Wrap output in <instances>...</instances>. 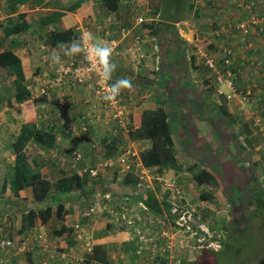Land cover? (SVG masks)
Listing matches in <instances>:
<instances>
[{
	"label": "crops",
	"instance_id": "crops-1",
	"mask_svg": "<svg viewBox=\"0 0 264 264\" xmlns=\"http://www.w3.org/2000/svg\"><path fill=\"white\" fill-rule=\"evenodd\" d=\"M214 1L203 2L200 6L194 1V7L187 9L188 13L183 14V18L176 23L174 32L170 30V32H166L159 28L163 18L161 13L156 12L155 0H120V6L115 11L108 10L103 4V0H29V3L21 4L15 12L10 11L9 0H0V28L2 27L0 30V47L11 49L20 58L22 83L27 84L32 93L31 98H27L23 102H18L13 96L11 88L15 86V80L18 78L15 67H12L13 75H10L8 71L9 78L0 80V92L2 93L4 89L7 93L11 92V98L0 102V106L8 112L13 110L9 114L6 112L3 116L0 114V238L10 236L14 239H22L27 234L31 244L36 248L32 254L21 253V255L14 254L15 251L13 250L8 254L9 259H0L6 260L7 264H147L146 260L138 256L136 258L131 254L136 248L135 240L131 239V230L126 226L119 227L114 224L111 216L107 214L100 212L89 214L88 209L92 201L101 191L97 189L93 194L95 188L90 186H85L82 192L81 190L72 192H58L57 190L59 188L58 181L66 175H71L75 171L84 175L82 170L85 165H82L83 162H74L73 151L82 150L85 161L89 153L87 148L90 146V142L95 141V139H97L95 142H100V148L105 150L102 147L103 141L110 131L117 129V126L114 123L105 124L104 121H100L97 122L98 125L92 127L88 133L81 134L80 137H77L72 130L67 131L72 124L79 123L80 117L87 107L86 100L93 97L89 84L79 85L74 90L66 92L64 97L67 96L70 100V109L65 118H57L56 112H54L55 99L63 96L61 88H54L51 91V98L39 99L34 97V94L40 95L41 87L48 82L51 76L57 74V69L60 66V64L52 63L50 59L52 51H59V47L46 42L47 33L55 29L73 28L76 30V38H78L82 28L88 27L91 34L101 44H110L115 41L112 60L117 68L112 75L111 83L120 78H128L132 82L133 87L131 89H125L121 92L123 104L130 115V119L133 116L134 120L139 122L141 116L149 111L157 113L158 110H161L166 113L171 126L175 144V159L178 164V167L176 165L170 166L169 170H173L174 175L178 174L176 177H178L185 194L190 196V198L186 196L187 200L194 203L197 210L201 211L206 219L208 216L212 218V221L208 220L211 228L226 232L227 234L224 235L227 237L228 234L235 237V233L229 229V224H234L236 232H239L237 230L239 225L246 226V229L250 230L251 220L254 221L255 219L260 225V230L264 229V209L255 202L252 193L243 194L239 189L238 193L233 189L230 190L231 192L228 189L226 193L219 190V193H209L203 198L201 197L202 199L198 198V200L192 198L189 193L190 190L186 193V189L189 187L187 179L190 177L193 178L195 184L199 185L193 173L188 170V167L194 164L198 165V168L210 170L220 185L232 186L229 184V179L233 181L232 178L235 177V168H232L230 164L210 163L214 160L212 158H224L231 154L217 153L212 155V158L202 162L204 160L195 158L191 154L195 148L190 145V148L184 146L187 140L190 141L189 139L183 141L185 133L189 137V130L199 129L197 133L199 137L202 134L214 136L213 129L216 128H212V124L208 120L222 121L223 113L218 105H225L228 114H232L235 119H237L235 110L240 105L239 99L231 100L234 98L231 97V94L218 97L215 93H210V90L214 87L218 88V85L209 82L208 74L205 71L206 57L200 44V41L204 39L200 37L201 30L199 27L206 23L212 28L211 30L214 31L212 39L215 38V40L211 39L212 42L219 40L218 35L224 39L223 34L227 35L228 39L234 40V46L228 45L235 51L234 55L237 53L236 48L240 49L249 44L251 54H256L255 58L260 56L264 58V45H260V42H264L263 32L253 31L249 39L246 40L248 44H245L240 33L232 27V22L236 20L234 23L236 24L241 17L245 16L242 5L247 0H216L218 6H214ZM257 1L261 4L264 0ZM73 5L77 7L65 11L55 24L42 28L38 22L43 15ZM3 7H6V10H3ZM259 10L262 12L264 9L260 8ZM20 12H27L26 19L31 24V29L21 34L7 35L5 26H7L9 19L15 22L20 21ZM170 22L173 21L170 20ZM170 22L168 21V23ZM123 29L127 31L126 34H123ZM225 31H228L229 35ZM206 38L209 39L210 34ZM69 44L65 43V45ZM225 47L227 45L223 46V49ZM61 56H63L62 53ZM240 57V55L234 57V62L236 59V63L239 65L241 64L239 62ZM243 57L250 59L248 53L243 54ZM235 66L237 67V65ZM211 73L213 72L211 71ZM88 77H90V81H94L98 77L96 69ZM67 83L65 82L62 88H66ZM262 86H264V79ZM225 87H227L225 92L231 93L229 87L226 85ZM260 91L262 92L259 94L264 93V89ZM48 98L50 100H47ZM46 100L49 101L53 110V113H50L51 119L48 120L41 118L43 117L41 114L34 116L27 112V109L25 111L24 108L17 107L26 103L35 104L37 101L42 107V103ZM15 109L18 110L15 111ZM26 117L36 121L38 128H53L56 134V141L52 147L41 145L31 139L23 149L27 160L40 170L45 179L54 183L56 188L55 190L52 189L49 197L42 202L35 201L32 186L24 187L18 194H15L11 187V177L14 175L16 162V153L12 148V143L20 134L22 127L20 124L19 130H17L12 125H15L17 120L25 123ZM41 121L47 126H39ZM242 121L239 120V122ZM138 122L134 124L136 128L140 125ZM205 127H207L209 134L202 132ZM217 127L219 126L217 125ZM130 129L131 126L128 125V129H121L119 132L117 141L119 147L121 146L120 152L131 147L137 152L136 159L141 161L140 154L149 149L152 142L149 139L133 142L129 136ZM127 131L128 134H126ZM222 131L224 130H220V136L229 133ZM245 134L244 138H249L248 131ZM177 137H179L178 141ZM246 141L248 140L246 139ZM64 142L69 143V145H65ZM136 142L143 144L142 150L138 148ZM211 145V148L216 147L215 140L211 141ZM217 151L221 150L217 149ZM118 153L119 150L116 152L115 158ZM105 154L103 153V155ZM103 155L102 158H105ZM4 165L3 172L1 169ZM152 168L153 171L157 169L156 166ZM106 175L103 174L104 180L108 182L109 175ZM5 183H7L6 187ZM206 185L208 184H201V186ZM48 206H52L53 210L49 221L28 229H22L24 214L30 208H46ZM59 206L61 207L60 210L58 209ZM236 213H246L250 215L251 219L246 216V220L243 217L237 221L234 218ZM77 226L83 234L91 237L94 249L101 247V253H96L98 258L91 259L92 251L89 252L84 240L76 235ZM62 231L63 233H60ZM44 233L47 236H43V239L37 238L38 234L43 235ZM243 233H246L250 239V233L244 230ZM262 238L263 236L260 234L259 239ZM224 246L225 241H223L222 247L215 251H220ZM260 250L256 253L252 252L251 259L257 261L261 259L258 257H264V249ZM3 253L7 254L8 252Z\"/></svg>",
	"mask_w": 264,
	"mask_h": 264
},
{
	"label": "trees",
	"instance_id": "trees-1",
	"mask_svg": "<svg viewBox=\"0 0 264 264\" xmlns=\"http://www.w3.org/2000/svg\"><path fill=\"white\" fill-rule=\"evenodd\" d=\"M10 3V11L15 12L19 9L20 5L23 3H29V0H9ZM155 9L156 12L161 13L162 15V23L159 28L165 30L166 32L173 31L176 29L175 25L176 23L183 18V14H187L188 8L194 7V1L193 0H155ZM103 4L106 6L108 10L115 11L120 6V0H103ZM78 5V4H77ZM74 7L77 6H69L67 8H64L63 10H57L53 11L52 13L43 15L38 22L42 25V28H46L47 26L51 24H55L60 17L65 13L67 10H73ZM27 12L25 13H19L20 21H13L12 19H9V22L7 23V26H5V33L7 35H13V34H21L31 29V24L27 21ZM22 19V21H21ZM172 20L173 22H170ZM168 21L170 23H168ZM165 25V26H164ZM165 27V29H164ZM235 29V28H234ZM170 30V31H169ZM264 33V32H263ZM251 36V35H250ZM249 36V37H250ZM249 37H247L249 39ZM76 38V30L73 28H69L66 30H51L47 33L46 42L55 46L59 47V44L62 43H71V41ZM245 44H248L247 42ZM228 47V45H227ZM232 49V47H230ZM233 51V49H232ZM254 51V50H253ZM234 52V51H233ZM256 52V51H254ZM224 53V50H223ZM253 54V53H252ZM254 55V54H253ZM226 57H223L221 60H217L216 58V66L218 70H221L222 72H225L227 69H230L231 71H238V64L236 61L234 62V57L236 55H230V58H233L232 64H226L225 60ZM257 67V69L263 73L264 72V58L258 57L253 58L252 60ZM206 63V62H205ZM237 65V67L235 66ZM206 66L211 70L215 75V81L218 85V88L214 87L210 90V93H215L218 97L224 95L219 94V89L225 87V85H222L218 82L217 75L214 72L212 68H210L207 64ZM12 67L16 68L17 71V79L15 80V86L12 89V94L14 97H16L18 102L26 101L27 98H31L32 93L31 90L28 88L27 84H23L22 81V66H21V60L20 58L11 50L7 48H1L0 47V80H6L9 78V74L13 75ZM9 71V74H8ZM264 79L263 75L261 80H251V85L254 83H257V87L260 88V90L264 89V86H262V80ZM247 86H245L246 88ZM242 90V89H241ZM225 91V90H224ZM262 92V91H261ZM264 92V91H263ZM11 92L10 93H1L0 92V102H2L5 99L11 98ZM226 95V94H225ZM219 108L222 110L223 113V119L222 122L227 126L228 128H231L232 130H235L234 125L232 124L235 118L232 116V114H228V111L226 109L225 105H218ZM153 113V114H152ZM224 117H227L224 119ZM257 117H264V107H262L261 110L253 111L252 115V121L250 125L257 129L256 131L259 132V134L264 139V120L263 125H256V119ZM168 117L166 113L163 111H157V113L154 112H145L140 120H139V127H131L129 130V136L132 138V140H142V139H149L151 140L152 144L149 149L142 152L140 154L141 162L144 164L147 168L157 167L159 172L164 173L166 170H169L170 166L176 165V159H175V144L174 140L172 138V132H171V126L170 122L168 121ZM30 124H24L21 127L20 134L17 135L16 140L12 143V148L14 149L16 153V162L14 167V175L11 177V187L15 194H18L20 190H22L24 187L32 186L34 191V199L36 202H42L45 198H48L52 189L55 190L54 183H52L50 180L45 179L42 176V173L39 169H36L33 164H31L27 160V156L24 153L23 149L26 146V144L31 140L34 139L39 144L52 147L55 144L56 141V134L53 131V128H38L36 126V121L31 120ZM208 122L210 124L215 125V122L212 119H209ZM43 126H47L45 124H42ZM131 126V125H129ZM217 126V125H216ZM249 124L247 125V128H249ZM219 128V127H217ZM213 129V133L217 139L221 138L220 130L221 129ZM118 136L114 135V133L109 132L108 136L105 137L103 141V146L105 148V151L107 152L106 158L109 159H116L115 154L118 151L116 147L118 145ZM247 139V138H246ZM249 141V140H248ZM240 148H243L245 150L244 146L241 144H238ZM246 151V150H245ZM115 175L112 177V181L117 180V182L122 183L125 186H128L132 190V195H130V198L135 202H138L139 200L144 202L145 205L148 207L149 212L151 215H153V218L157 221L158 227L163 228L168 227L173 223L175 224L176 221H174L177 218V212H173V206L172 202L169 199L168 195L164 196L162 199L156 195L155 191L153 190L152 186L146 187V189H142L143 191H138L136 194L134 191L140 189L138 187V184L141 182L140 175L135 170H130L128 173L120 174V171L115 165ZM188 170H190L196 182L201 185L204 183L210 184H217L219 183L218 179L213 175V173L210 170H207L205 168H198V165L194 164L190 167H188ZM261 174L258 176L259 180H254L255 178L251 177V182L249 183L248 187L251 190L252 196L255 197V202L257 204H260L262 208L264 209V167L261 169ZM156 171V170H154ZM123 176V178H122ZM256 176V179L258 178ZM103 177V173L99 172L96 177H93L90 175L89 171H86L84 175H80L78 172H73L71 175H66L62 179L58 181L59 188L57 189L58 192H72L75 190H81L85 188V186H90L93 189L95 188L93 194L97 191V187L102 186V190L106 191L107 188L105 186V182ZM107 183V182H106ZM5 183V187H6ZM235 192L238 193V188L235 187ZM112 193V192H111ZM114 193V191H113ZM112 193V194H113ZM92 194V195H93ZM104 195L105 192L99 193V195ZM206 194L209 193H200V196L203 198ZM91 196V195H90ZM121 196L127 197V195L123 194ZM201 198V199H202ZM93 203V201H92ZM181 206H185L187 204L185 201L180 200ZM58 209L60 210L61 207L59 206ZM52 206H48L46 208L44 207H33L28 210L24 214L23 217V228L22 229H28L33 226H37L38 224H44L45 222L49 221L52 216ZM177 226V224H175ZM213 229V228H212ZM60 233H63L60 232ZM14 239L13 237L7 236L0 238L1 239ZM5 250V248H2ZM9 249V248H6ZM36 251V248L34 246L33 250L28 251L25 254H32ZM101 253V247L95 248L92 253L93 255L90 256L91 259L98 258L96 256V253ZM217 251L214 250H206L205 252L198 254H194V257L192 259L184 258L179 264H207L206 260H209L213 257V253H216ZM137 258L136 248L134 249L133 253H131ZM139 257V256H138ZM262 258V257H260ZM142 259L145 260V257H142Z\"/></svg>",
	"mask_w": 264,
	"mask_h": 264
},
{
	"label": "rangeland",
	"instance_id": "rangeland-1",
	"mask_svg": "<svg viewBox=\"0 0 264 264\" xmlns=\"http://www.w3.org/2000/svg\"><path fill=\"white\" fill-rule=\"evenodd\" d=\"M194 1L198 6H200L201 4H203V2H210L211 0H194ZM214 6H218L216 4V0L214 1ZM218 8H221V7H218ZM2 9L6 10V7H3ZM210 20L211 19L209 18V21ZM235 22H236V20L234 22H232V27H233ZM1 29H2V27L0 28V30ZM199 29L201 30L200 31V37L202 39H204V40L200 41V44L203 47L204 54L213 55L217 60H221L224 56L223 46H226V45L234 46L235 45L234 44L235 42H233L234 40L228 39L227 35H225V34L222 35V36H224V39L221 38V35H218L219 40L212 42L211 39L213 37L212 34H214V31H212L211 30L212 28L209 27L206 23L201 25L199 27ZM225 33L228 34V31H225ZM209 34H210V38L208 39L206 37ZM212 40H215V38H213ZM256 45H258V44H256ZM260 45H264V42H260ZM243 48L242 47L240 49L236 48V50H237L236 55L241 56L240 57L241 59L239 60V62L241 64L240 65L238 64L240 71H236L235 76H234V80L236 82V87L238 88L239 91H241V89L245 88V86L251 85L252 79H256V81H257V80H260L262 78V75L264 77V72L261 73L257 69V67L255 66L254 62L252 61L253 58L256 57V54H254V55L251 54V47L248 45L247 47L243 46ZM260 48H261V46H260ZM247 53H248V56L250 57V59L243 57V54H247ZM242 57L244 60L242 59ZM235 61H236V59H235ZM251 62H253V63H251ZM205 66L206 65H204V67ZM206 67H205V71L208 74L209 82L210 83H213V82L216 83L214 73H211V70H209V68L208 67L206 68ZM226 89H227V87H224L225 91H226ZM259 92H261L260 88L255 89L254 93L250 97H248V99H246V100L243 98V96L241 94L237 93V95H233L232 93H229V92L225 93V94H231V97H234V98H231V100H236V98L239 99L240 105L235 110V113L237 115V119H235L232 123L235 127V130L232 131L231 128L227 129V126L221 120L215 122V125L212 124V128H217L216 125H218L219 128H217V129H222L224 131L229 132L228 134H225L224 131H222L224 134H222L221 138L217 139L215 137V135L212 137V135H206L205 136L204 134L200 135V137H199L197 135V133L199 132V129H197V128H195L193 130H189V132H188L189 137H187V135H186L187 133H185V136L183 137L184 138L183 141H185L187 139H189L190 141L187 140L184 143V146H185V148H190V146L195 148L191 152V154H193L195 156V158L197 157L200 160H204L202 162H205L206 159L212 158L211 156L214 154H217V153L227 154V153H229L231 155L225 156L224 158H222V157L212 158L214 160H212L210 163L219 162V163H222L224 165L230 164L232 166V168H235V171H234L235 177L232 178L234 182L231 179H229V184H231L232 186H227V184L220 185L218 183L217 184L213 183L210 185L201 186V185L195 184L193 178L190 177L189 179H187V181L189 183V187L186 189V193L188 192V190H190L189 193H190V195H192V198H194L196 200H198V198H201V196L199 197L200 192H203V193H215V192L217 193L218 192L219 193L220 192L219 190H221L222 193H226L228 189H229V191L231 189H233V191H235V187L238 188L243 194L251 193V190L248 187L249 183L251 182V177L255 178L254 180H259L258 176L261 174L260 173L262 171L261 169H263V167H264V139L259 134V132L256 131L257 129L254 126L252 128V126L250 125V123L252 121L253 111L254 110L259 111L262 109V107H264V93L259 94ZM2 93L6 94L7 93L6 89H4V91ZM214 97H216V95H214ZM223 100L225 101L224 98H223ZM44 103H48L47 100ZM17 107H19L20 109L24 108L25 111L27 109V112L32 113L34 116H35V114H37L38 116H40V114H41L43 116L41 118H43L45 120L51 119L50 113H53L52 109H49V110L42 109V107H40V102H38V101L35 104H27L26 103V104H22L21 106L18 105ZM49 107L51 108L50 105H49ZM4 109L5 108H1V106H0V114L2 116L5 115L6 112L9 114L10 112L13 111L11 109L8 112L7 110H4ZM69 109H70V107L68 108V110ZM17 110L18 109H15V111H17ZM102 116L104 117V114H102ZM26 118H27V120H29V117H26ZM27 120L25 121V123H21V121L17 120L16 124L12 125V127L14 129L16 128L17 130H19L20 124L22 126V124H30L31 123L30 122L31 120H29L28 122H27ZM239 120H243V121L239 122ZM39 123H40L39 126H41L43 122L41 121ZM136 123H137V121L134 120L133 116H131V127L132 126L135 127L136 125H134V124H136ZM190 123H192V122H190ZM54 124L57 125V123H55V122H54ZM248 124L250 126L249 128H247ZM96 125H98V124L96 123ZM96 125H94V126H96ZM8 127L10 128V126H8ZM191 127H193V126L191 125ZM98 128H100V127H98ZM203 129H204L202 131L203 133L206 132L209 134L207 127L203 128ZM102 131H103V128H102ZM247 131L249 133V138H247V140H249V141H246V139L244 138V135H246L245 133ZM126 134H128V131L126 132ZM178 138L179 137H177V141H178ZM96 140L97 139H95V141ZM212 140H215V142H216V147H214V148H211V146H212L211 141ZM95 141L90 142V146H88V148H87L89 153L86 156L85 161H84L85 158H84L83 151L80 150V153L82 154V158H81L82 160L79 163L83 162L82 165L83 166L85 165V168L82 170L83 174L86 171H88L90 168H97L99 170V172L109 175V177H108L109 181L105 185L107 190L106 191L102 190V186H100V188L97 187L98 191L105 192L107 195H106V197H101L98 194V195H96L97 200L102 202V204H107L108 208H109V206L110 207L113 206L116 209H118V207H120V206H125L126 208L129 209V213L131 215L135 216V219L138 218V214H139L141 217L138 220L142 224H145L147 221V218L150 216V213L148 214V212H147V215H146L145 213H143L144 210L141 211L140 209L137 208L138 202H135L132 199H128V198H130V195H132L131 188L123 185L120 182L112 181L111 177L114 176V173L116 171L115 165H117L118 169H120V167L118 166L119 161L117 159L115 160L112 158L111 159L106 158V157H108L106 155L107 152L105 150H103L102 148H100V142H95ZM136 143H138L139 147L137 145L136 146L142 150L143 144H139V142H136ZM243 143H245V144H243ZM64 144L67 146L69 145V143H67V142H64ZM94 144H96V145L93 146ZM238 144H241L242 146H244L246 151L243 150V148H240L238 146ZM63 148L66 149V147H63ZM120 148H121V146L116 147V149L119 150L117 157L120 155V153L121 154L124 153V151L120 152ZM217 149H220L221 151L218 152ZM103 153L104 154L106 153V154L103 155ZM132 153H133V156L128 161V166L130 167L132 165L131 170H135L138 174L143 175V178H144L143 183H144L145 187L151 185L152 188H154L153 190L155 191L156 195H160V192L162 190L161 184H162L163 179H165V178L168 179L171 176L172 177L173 176L176 177V175L178 176L177 173H176V175H174L173 170L172 171L166 170L164 173H161V172H159L158 169H156V171H153V168H144L142 170L140 167V169H138V166L141 163H140V161L135 163L137 152L135 151V149H132ZM102 155L105 158H102ZM4 168H5V165H4L3 169H1L3 172H4ZM127 169H128V167H127ZM256 176L258 177L257 179H256ZM122 178H123V176H122ZM176 178L178 179V177H176ZM224 183H226L225 180H224ZM209 186H211V188H209ZM113 191H114V193H113ZM138 191H143V190L140 188V189L134 191V193L136 194ZM123 194L127 195V197L124 198V196H121ZM186 196L188 198H190V196L188 194H185V191H184V194H182V196L180 198L183 199L184 201H186L187 203H189V205L191 204L192 207H194L195 206L194 203L189 202L187 200ZM195 208H196V206H195ZM97 212L111 216L110 214H108L103 209H100ZM197 213L201 215V218H202L204 223L208 224V220L212 221V218H209V216L206 219V216L203 215L201 211H198ZM238 214L236 213V215H234V218L237 221L240 220V218L243 219V217H245L244 220H246V216H247V218L248 217L250 218V215H247L246 213H244V214L241 213L239 215ZM111 218H112V216H111ZM141 220H143V221H141ZM112 222L114 223L113 218H112ZM116 224L119 227L125 226L121 223H116ZM247 227L249 228V226H247ZM250 227H251V228H249L250 230H247L246 226L239 225L237 227L238 228L237 230H239V232L238 231L236 232V230L234 228V224L233 225L229 224V229L231 232L235 233V235H234L235 237H232L233 236L232 234H228V237H227V235H224V234H227L226 232H220L219 230L215 229V231L217 233H219V235L221 234V236H222L221 242H220V247H222L223 241H225V246H224V248H221L220 251L213 253V257L210 258L209 260H206L207 264H264V257H262L261 259H259L257 261L256 260L254 261L253 259H251L252 252L256 253L258 251H261L260 249H264V244H263V242H264V229L260 230V225L255 219H254V221L251 220ZM243 230L250 233V239H252V240L249 239V237L246 233H243ZM169 231L172 235L173 244H175L176 246L177 245L181 246V244L183 243L185 246L191 247L190 242H189V237H187V236L184 237L183 232H180L179 229L173 230L171 228V230H169ZM131 233H132L131 239L132 240L134 239L135 243H136L138 236L135 235V233L133 234L132 231H131ZM260 234L263 236L262 239H259ZM43 236H47V235L44 233ZM18 239L19 240L29 239V236L26 234L24 237H22V239L21 238H18ZM18 239L14 240L16 243L15 245H17V243H18V241H19ZM183 240H185L186 242H183ZM19 244H21V242H19ZM10 251H13V249L3 250L0 248V258L9 259L8 254L10 253ZM3 252H8V253L4 254ZM13 253L17 254L16 252H13ZM140 258H142V257H140ZM258 258H260V257H258ZM161 264H169V262L164 260Z\"/></svg>",
	"mask_w": 264,
	"mask_h": 264
},
{
	"label": "built area",
	"instance_id": "built-area-1",
	"mask_svg": "<svg viewBox=\"0 0 264 264\" xmlns=\"http://www.w3.org/2000/svg\"><path fill=\"white\" fill-rule=\"evenodd\" d=\"M243 12L245 16L241 17L239 21L233 25L235 30H237L244 43H246L247 37H249L253 31L257 30L258 32H264V10L261 12L259 9H264V1L258 3L257 0H247L242 5ZM259 10V11H258ZM91 33L88 27H83L81 30L82 33ZM123 34H126L127 31L123 29ZM115 41H112L109 45L113 50ZM249 45V44H248ZM246 45V47L248 46ZM224 56L226 57V64H232L233 58H230V55H233L234 52L231 48L225 47ZM206 57V64L214 70L217 75L218 82L222 85L229 87L230 92L233 95L241 94L246 100L250 97L255 89H257V83L253 85H247L246 88H243L241 91L236 87L234 76L235 72L227 69L225 72L217 69L216 59L213 55L204 54ZM46 54L44 55V57ZM62 56V63L57 69V74L51 76L48 82L41 87L40 95L34 94V97L39 99L44 97L51 98L52 90L54 88H61V94L63 95L59 99H55V115L57 118H65L68 115L69 101L68 97H64L67 91H72L79 85L84 86L83 84H89L93 93V97L87 99V107L83 111L80 121L77 124H72L67 131L72 130L77 137H80L83 133H88L89 130L96 125L97 122L104 121L105 124L114 123L117 126V129L112 130L114 135H119L121 129H128V112L124 106L123 97L120 94L115 101L109 103L103 99L105 95V90L111 84V81L105 82L101 80L98 76L94 81H90L88 75L93 73L96 69L95 65H89L87 60L83 55L66 57ZM46 60V59H45ZM98 72V69H96ZM67 83L66 88L62 86ZM225 93L223 88L219 89V94ZM47 100H50V99ZM52 100V99H51ZM48 103H42V109L50 108ZM51 106V104H49ZM52 109V108H50ZM104 114V117L102 116ZM264 117H257L256 125H263ZM264 128V126H262ZM111 132V131H110ZM108 136V135H107ZM95 146V145H93ZM124 153L120 154L117 157L119 161L118 166L120 167V174H126L131 170L132 165L128 166V161L133 156L132 148L127 147L123 149ZM73 160L75 163L80 162L82 159V154L80 151L74 150L72 153ZM115 161V160H114ZM140 160L135 159V163ZM138 169L143 170L147 168L140 161ZM128 167V169H127ZM89 173L91 176L96 177L99 173L97 168H90ZM144 173V172H143ZM140 175V174H139ZM143 175H140L141 182L138 184V187L141 189H146L143 183ZM151 186V185H149ZM147 186V187H149ZM162 190L160 192V199L164 196L169 197L172 202L173 212H177V218L175 224H171L167 229L166 227H158L157 221L153 218V215L147 218L145 224H142L138 219L141 217L138 214V218L135 219V216L129 213V209L125 206H120L118 209L115 207H107V204H102L97 198L94 200L93 205L89 209V213H96L100 209L105 210L110 214L114 220V224L121 223L125 225L129 230L137 235L136 240V253L139 257H145L147 264H161L164 260L169 262V264H179L184 258L192 259L194 254H200L206 250H216L220 247L221 234L217 233L214 229L211 228L209 224L203 222L201 215L198 214V210L189 203H186L185 206H181L180 197L184 194V189L180 184V181L176 177H170L168 179H163L162 181ZM106 193L102 197H106ZM184 201V200H183ZM138 209L143 211L147 215L150 213L148 207L144 202L138 201ZM137 209V210H138ZM143 221V220H141ZM117 225V224H116ZM171 228L179 229L180 232H183L184 237H189V242L191 247L185 246L183 243L181 246L173 244L172 235L169 230ZM136 230V231H135ZM77 235L79 238L83 239L87 249L90 251L93 248L92 239L89 235L83 234L77 226ZM37 238L43 239L42 234H38ZM15 239H1L0 248H11L17 255L21 253H27L30 250L34 249V245L31 244L29 239L19 240L17 245H15ZM21 242V244H19ZM183 242H186L183 240ZM167 259V260H166ZM0 264H7L6 260L0 259Z\"/></svg>",
	"mask_w": 264,
	"mask_h": 264
},
{
	"label": "clouds",
	"instance_id": "clouds-1",
	"mask_svg": "<svg viewBox=\"0 0 264 264\" xmlns=\"http://www.w3.org/2000/svg\"><path fill=\"white\" fill-rule=\"evenodd\" d=\"M59 49H60L59 51L57 50L52 51L50 55V59L52 63L57 65L62 63L61 53L63 54V56L66 57L83 55L84 58L89 63V65H95L96 69H98L97 75L100 77L101 80H104L105 82L112 79V75L117 68V65L112 60L113 50L111 46L106 43L101 44L99 41L96 40V38L91 33H87V32L82 33L78 38L73 39L69 45H65L64 43L61 42L59 44ZM132 87H133L132 82L128 78L117 79L115 82L111 83L108 86V88L105 90V95L103 96V99L106 102L111 103L116 100V98L121 94L123 90L131 89ZM128 120H129L128 125H131V119L129 114H128ZM132 141L134 142V140ZM92 205L93 203L91 204V206ZM75 232L77 235V229ZM93 249H94V245L92 250L90 251H93Z\"/></svg>",
	"mask_w": 264,
	"mask_h": 264
}]
</instances>
